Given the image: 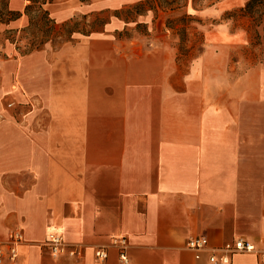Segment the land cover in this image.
I'll use <instances>...</instances> for the list:
<instances>
[{
    "label": "crops",
    "instance_id": "1",
    "mask_svg": "<svg viewBox=\"0 0 264 264\" xmlns=\"http://www.w3.org/2000/svg\"><path fill=\"white\" fill-rule=\"evenodd\" d=\"M53 1L43 7L58 23ZM227 2L213 3L222 13L240 5ZM29 4L7 1L17 24L28 22ZM129 9L114 16L132 19ZM150 12L157 13L135 15ZM101 22L56 53L0 48V243L23 235L17 259L5 255L0 264H212L209 251L197 257L188 249L197 236L208 238L209 250L248 239L256 251L233 255L231 264H264V95H179L176 120L153 129L168 134L112 139L111 132L143 131V95H129L143 66L136 53L125 65L126 93L101 95L112 89V67L104 61L98 70L84 43L106 32ZM98 131L108 138L95 140ZM53 233L78 254L54 256ZM98 249L107 250L105 261Z\"/></svg>",
    "mask_w": 264,
    "mask_h": 264
},
{
    "label": "rangeland",
    "instance_id": "2",
    "mask_svg": "<svg viewBox=\"0 0 264 264\" xmlns=\"http://www.w3.org/2000/svg\"><path fill=\"white\" fill-rule=\"evenodd\" d=\"M7 1L0 0V48L13 44L23 54L44 36L45 27L39 22L43 11L38 4L25 9L28 22L19 25L9 14ZM138 1L54 0L51 6L57 28L64 35L70 28H62L65 22L92 29L97 17L107 20L105 33H94L84 41L90 50L88 58L99 65L98 70L103 71L100 66L104 61L112 67V89L101 95L126 93L125 65L135 59L136 53L140 55L143 72L141 76L139 73L137 87L133 77L129 95H143V131L111 132L112 139H153L168 134L153 129L176 120L173 104L182 103L179 95H264V5H256L248 13L244 8L247 3L239 0V7L222 13L215 0H177L171 9L163 8L156 14H134L125 21L114 16L116 9L132 8ZM237 4V0H230L225 8ZM190 17L192 21H188ZM169 23L174 29L168 27ZM73 37L81 36L75 33ZM60 39L42 48L49 47L56 53ZM180 45L191 49V62L179 60ZM128 112L134 114L135 107L129 106ZM80 121L83 123L82 118ZM106 134L95 132L94 139H107ZM182 134L176 132L177 136Z\"/></svg>",
    "mask_w": 264,
    "mask_h": 264
},
{
    "label": "built area",
    "instance_id": "3",
    "mask_svg": "<svg viewBox=\"0 0 264 264\" xmlns=\"http://www.w3.org/2000/svg\"><path fill=\"white\" fill-rule=\"evenodd\" d=\"M23 241V235L20 231H14L11 233L9 239L5 243H0V262H2L4 256L8 257L12 262L18 257V246ZM119 244H121V258L123 261H127L126 254L127 239L125 237L120 238ZM48 245L54 256H61L65 254L76 255L78 250L70 247L65 241L64 237L59 233H53L48 239ZM188 249L195 252L197 257L204 251L210 252L209 260L212 264H231L232 256L237 253H251L256 251V245L248 239L237 238L232 242L226 243L223 246L209 250V240L207 237H191L187 243ZM264 258V251L262 252ZM96 256L101 261H105L108 256V252L105 249H98Z\"/></svg>",
    "mask_w": 264,
    "mask_h": 264
},
{
    "label": "trees",
    "instance_id": "4",
    "mask_svg": "<svg viewBox=\"0 0 264 264\" xmlns=\"http://www.w3.org/2000/svg\"><path fill=\"white\" fill-rule=\"evenodd\" d=\"M49 1V0H48ZM177 0H145L139 4H137L135 7H133V9H129L127 10V14L128 15H134V14H142L146 11H148V9L150 10H154L155 12H158L159 10L163 9V8H169L171 9V5H173ZM47 2V0H32V4L27 5L26 9L29 10L31 9L34 5L38 4V8L40 10L43 11L39 22L42 23V26L45 27V33L44 36L41 38V41L39 43H37V45L31 46V48H27L25 50L26 52H30L34 49H39L42 48L43 45H46L48 43H52L54 41L55 43V39L57 37H61V39L58 41V45H62L65 42H69V41H74V34L75 33H83L85 35L89 34L90 32L93 31V29H97V25H101V19H96V25L92 26V29L89 30L87 29V27H79L77 22H73L74 24L72 26H70V23H72V21L70 22H65L62 26L63 29H66L68 27H70L67 31V34L64 35L63 33L60 32V30H58L57 28V23L55 22V20H53L50 16V13L48 10H46L43 5ZM264 5V0H249L246 4V6L244 7L245 10L248 13H252L253 9L256 7V5ZM190 16V15H189ZM190 20L188 21H192V18H189ZM31 20V19H30ZM171 23V20H170ZM169 23L168 27L171 29H174V27ZM53 38V39H52ZM38 40V37L36 38L35 41ZM198 56H196L195 58H197ZM193 55L191 53V49H187L185 48L184 45H180L179 47V60H181L182 62H191L193 59Z\"/></svg>",
    "mask_w": 264,
    "mask_h": 264
}]
</instances>
